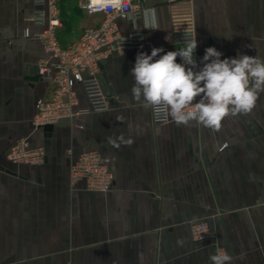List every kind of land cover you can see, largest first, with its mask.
Returning a JSON list of instances; mask_svg holds the SVG:
<instances>
[{"label": "crops", "instance_id": "1", "mask_svg": "<svg viewBox=\"0 0 264 264\" xmlns=\"http://www.w3.org/2000/svg\"><path fill=\"white\" fill-rule=\"evenodd\" d=\"M79 1L61 0L63 46L98 24ZM37 10L35 0H0V264H209L217 248L233 264H264V94L251 113L226 117L218 131L177 127L154 122L134 100L130 75L139 52L180 50L174 35L191 28L199 67L207 47L221 59L264 57V0L155 3L142 19L120 21L123 34L144 31L146 46L114 51L103 63L109 108L62 121L51 135L33 125L50 85L27 79L46 57L40 42L23 35L41 32L32 21ZM21 138L44 148L43 165L8 160ZM87 150L99 151L112 171L108 192L72 183L70 165ZM200 220L212 237H193Z\"/></svg>", "mask_w": 264, "mask_h": 264}, {"label": "built area", "instance_id": "2", "mask_svg": "<svg viewBox=\"0 0 264 264\" xmlns=\"http://www.w3.org/2000/svg\"><path fill=\"white\" fill-rule=\"evenodd\" d=\"M176 0H123L121 10L107 8L96 10L93 0H80L79 8L89 16H97L98 24L85 28L77 40L63 46L59 38L62 27L61 0H35L38 7L32 18L41 26L39 33L24 30V37L41 43L45 58L39 68L43 81L50 85L47 96L36 102L33 125L42 129L46 125H58L65 120H75L93 111L109 108V93L102 77V65L114 52L123 48L145 47L144 31L123 34L119 22H134L142 19L153 9L155 3H174ZM151 8V9H150ZM195 35L194 29L178 30L175 41L184 43ZM77 86H81L88 101L86 108L80 107ZM199 98H197L198 100ZM152 113V112H151ZM156 123L168 121L157 120ZM12 163L43 165L46 153L43 147L32 144L27 138L17 140L7 153ZM72 183L83 180L88 190L108 192L114 176L103 156L97 150H87L70 165ZM195 239L212 237L213 233L206 221H196L191 225Z\"/></svg>", "mask_w": 264, "mask_h": 264}, {"label": "clouds", "instance_id": "3", "mask_svg": "<svg viewBox=\"0 0 264 264\" xmlns=\"http://www.w3.org/2000/svg\"><path fill=\"white\" fill-rule=\"evenodd\" d=\"M122 6L123 0H93L96 10ZM197 46L195 34L180 50L153 47L150 55L139 52L130 70L131 94L157 120H170L177 127L196 123L218 131L226 117L246 115L256 107L264 94V57L238 53L221 59L223 53L207 47L199 67L194 56ZM208 259L209 264H233V257L220 248Z\"/></svg>", "mask_w": 264, "mask_h": 264}, {"label": "water", "instance_id": "4", "mask_svg": "<svg viewBox=\"0 0 264 264\" xmlns=\"http://www.w3.org/2000/svg\"><path fill=\"white\" fill-rule=\"evenodd\" d=\"M102 71H103V66H102ZM103 77L105 79V82H106L108 89H109V92L111 94L112 88L110 87L108 79H107L105 74H103ZM27 79L31 82H37V81L43 80L42 75L40 74L39 66L31 67L30 72H29V76L27 77ZM42 129L44 130L45 133H49V135H51V133L54 130V126L53 125H46Z\"/></svg>", "mask_w": 264, "mask_h": 264}]
</instances>
